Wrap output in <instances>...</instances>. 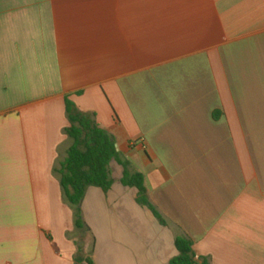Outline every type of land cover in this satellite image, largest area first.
Here are the masks:
<instances>
[{
  "label": "crops",
  "instance_id": "obj_1",
  "mask_svg": "<svg viewBox=\"0 0 264 264\" xmlns=\"http://www.w3.org/2000/svg\"><path fill=\"white\" fill-rule=\"evenodd\" d=\"M65 96L167 222L113 161L81 204L93 264H168L176 235L210 264H264V0H0V264L74 262Z\"/></svg>",
  "mask_w": 264,
  "mask_h": 264
},
{
  "label": "trees",
  "instance_id": "obj_2",
  "mask_svg": "<svg viewBox=\"0 0 264 264\" xmlns=\"http://www.w3.org/2000/svg\"><path fill=\"white\" fill-rule=\"evenodd\" d=\"M64 107L68 125L62 131L70 144L63 160L54 166L53 174L58 179L63 202L72 211L76 238L71 233L67 236L74 239L76 245L73 264H93L83 250V240L89 228L84 221L81 204L89 186L98 187L104 193L110 190L113 161L123 169L121 183L137 190V203L147 208L161 224L166 225L167 222L149 197L144 175L129 168V162L117 151L115 137L98 124L95 114L80 110L68 96L64 98ZM192 245L187 236L176 235L174 247L177 254L168 264H198V260L200 264H210L207 257H196Z\"/></svg>",
  "mask_w": 264,
  "mask_h": 264
},
{
  "label": "rangeland",
  "instance_id": "obj_3",
  "mask_svg": "<svg viewBox=\"0 0 264 264\" xmlns=\"http://www.w3.org/2000/svg\"><path fill=\"white\" fill-rule=\"evenodd\" d=\"M71 210V209H70ZM71 240H73V239H71ZM85 246L87 247V246H89V243H90V238H89V236H86V238H85Z\"/></svg>",
  "mask_w": 264,
  "mask_h": 264
}]
</instances>
